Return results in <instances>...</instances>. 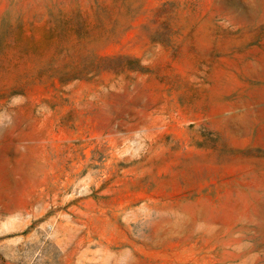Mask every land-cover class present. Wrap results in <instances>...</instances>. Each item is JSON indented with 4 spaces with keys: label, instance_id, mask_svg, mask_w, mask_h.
Wrapping results in <instances>:
<instances>
[{
    "label": "rangeland",
    "instance_id": "374dc122",
    "mask_svg": "<svg viewBox=\"0 0 264 264\" xmlns=\"http://www.w3.org/2000/svg\"><path fill=\"white\" fill-rule=\"evenodd\" d=\"M0 264H264V0H0Z\"/></svg>",
    "mask_w": 264,
    "mask_h": 264
}]
</instances>
